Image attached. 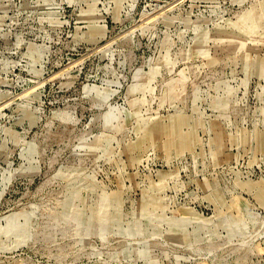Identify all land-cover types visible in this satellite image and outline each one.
Returning <instances> with one entry per match:
<instances>
[{"label":"rangeland","instance_id":"1","mask_svg":"<svg viewBox=\"0 0 264 264\" xmlns=\"http://www.w3.org/2000/svg\"><path fill=\"white\" fill-rule=\"evenodd\" d=\"M0 264H264V0H0Z\"/></svg>","mask_w":264,"mask_h":264}]
</instances>
